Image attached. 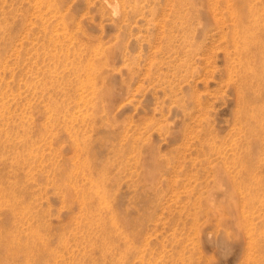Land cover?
Returning <instances> with one entry per match:
<instances>
[{
  "label": "rangeland",
  "instance_id": "374dc122",
  "mask_svg": "<svg viewBox=\"0 0 264 264\" xmlns=\"http://www.w3.org/2000/svg\"><path fill=\"white\" fill-rule=\"evenodd\" d=\"M262 27L264 0H0V264H264Z\"/></svg>",
  "mask_w": 264,
  "mask_h": 264
},
{
  "label": "bare ground",
  "instance_id": "6f19581e",
  "mask_svg": "<svg viewBox=\"0 0 264 264\" xmlns=\"http://www.w3.org/2000/svg\"><path fill=\"white\" fill-rule=\"evenodd\" d=\"M12 1V0H11ZM104 1V0H103ZM106 1V0H105ZM49 2V1H48ZM46 3V2H45ZM109 4V3H108ZM52 5V4H51ZM251 7V6H250ZM248 8V7H247ZM246 8V9H247ZM248 10V9H247ZM249 11H251V10H249ZM246 12V11H245ZM245 12H244V15L245 16H247L246 14H245ZM248 12V11H247ZM252 12V11H251ZM251 14V13H250ZM243 15V16H244ZM244 16V17H245ZM252 17H254L253 15H252ZM251 18V17H250ZM254 18H256V17H254ZM246 19H247V17H246ZM249 19V18H248ZM258 19V18H257ZM244 20V19H243ZM254 20V19H253ZM263 20V19H262ZM56 22V21H55ZM247 22V21H246ZM260 22V21H259ZM258 22V20H254V23H255V25L256 24H258L259 23ZM253 23V24H254ZM261 23V22H260ZM262 24V23H261ZM239 25V24H238ZM244 25V24H243ZM250 25V24H249ZM254 25V26H255ZM240 26V25H239ZM245 26V25H244ZM262 26H263V24H262ZM249 27V26H248ZM248 27H246V28H242V31H243V29H247ZM251 27V26H250ZM260 28V27H259ZM263 28V27H262ZM264 29V28H263ZM248 30V29H247ZM252 30V29H251ZM250 29L248 30V31H251ZM258 30V29H257ZM257 30L255 31V30H252V32L253 31H255V32H257ZM233 31H234V29H233ZM247 31V32H248ZM261 31H262V29H261ZM260 31V34H262V32ZM246 32V31H245ZM235 33V32H234ZM243 34H244V32H242ZM254 33V32H253ZM251 34L250 36L252 37V35H254V34ZM246 34V33H245ZM245 34L243 35V36H245ZM256 34V33H255ZM246 35H248V33L246 34ZM258 35H259V33H258ZM233 36V35H232ZM255 37H257L256 35H254ZM242 37V36H241ZM248 37V36H247ZM255 37H254V39H255ZM263 36H261V35H259V37H257V38H259L260 39V41H258L257 39H253L252 40V42L250 41V44H246V49L245 48H242V50H243V52L245 53L246 52V54L244 55V56H246L247 54H250V52H251V50H252V48H253V50H252V52H251V54L253 53V55L252 56H254L255 55V57H257V59H256V62H254L253 61V64L251 65V63H247L246 64V62H247V60H246V62L245 63H242V65H243V67H242V71H241V85H242V87L244 88V87H246V86H248V82L250 81L251 83H253L254 81H252V80H255L257 83H261L262 81H264V38H262ZM243 38V37H242ZM249 38V37H248ZM247 38V39H248ZM69 39V38H68ZM244 39H246V36L244 37ZM246 39V40H247ZM262 39V40H261ZM236 41V40H235ZM248 41V42H249ZM243 42H245L244 40H243ZM233 43V42H232ZM246 43V42H245ZM242 45V44H241ZM248 45V46H247ZM243 46V45H242ZM244 47V46H243ZM245 49V50H244ZM233 54V53H232ZM237 54V53H236ZM239 55V54H238ZM237 55V56H238ZM251 56V55H250ZM249 57V56H248ZM248 57H245V59L246 58H248ZM250 59H249V61L250 60H252L251 59V57H249ZM255 60V59H254ZM208 61V60H207ZM257 63V70H259V69H261L262 71L261 72H257L256 71V67H255V64ZM178 65V64H177ZM238 68V67H237ZM80 71V70H79ZM147 71V70H146ZM260 74H263V75H261L260 76ZM226 75H228V74H226ZM231 75V74H230ZM263 76V77H262ZM234 77H235V75H234ZM79 80V79H78ZM230 81V80H229ZM80 82V81H79ZM237 82V81H236ZM225 83V82H224ZM255 83V82H254ZM236 85H239V84H236ZM252 86V85H251ZM236 87V86H235ZM255 87V86H254ZM261 88V87H260ZM257 89V88H256ZM238 89L236 88V90L235 91H237ZM252 89H249V91H251ZM244 91V90H243ZM248 91V92H249ZM245 92H247V90L245 91ZM256 92V91H255ZM237 93V92H236ZM257 93V92H256ZM249 93H247V98H249V95H248ZM238 95V94H237ZM260 96V95H259ZM262 97V96H261ZM244 98V97H243ZM260 100H261V98H260ZM259 100V101H260ZM241 101V100H240ZM264 102V101H263ZM256 103V102H255ZM258 103V102H257ZM264 104V103H263ZM244 105V104H243ZM250 105V104H249ZM261 106L262 105H260V108H261ZM259 108V107H258ZM251 109V108H250ZM254 109V108H253ZM263 109H264V106H263ZM202 111V110H201ZM264 111V110H263ZM252 112H254V111H252ZM248 113V112H247ZM262 113V112H261ZM261 113H259V115L261 114ZM249 115V114H248ZM203 116V115H202ZM257 117V116H256ZM252 118H254V117H252ZM248 119V118H247ZM260 119H264V118H260ZM206 120V119H205ZM254 120V119H253ZM254 122V121H253ZM261 122V121H260ZM251 124V123H250ZM260 124V123H259ZM162 125V124H161ZM250 126V125H249ZM253 126V125H252ZM194 127V126H193ZM248 128H250V127H248ZM254 128V127H253ZM263 128V127H262ZM258 129V128H257ZM249 130V129H248ZM250 130H251V128H250ZM249 130V131H250ZM264 130V129H263ZM256 131V130H255ZM262 131V129L260 130V132ZM264 131H262V133H263ZM3 145L5 144V143H2ZM229 144V143H228ZM227 144V145H228ZM210 148V147H209ZM208 148V149H209ZM212 150V149H211ZM232 150H234V149H232ZM231 150V151H232ZM222 152H223V150H222ZM220 153V152H219ZM229 154V153H228ZM218 156V155H217ZM232 157V156H231ZM214 158V157H213ZM214 162H216V161H214ZM213 162V163H214ZM224 163H226V162H224ZM228 165V164H227ZM226 165V166H227ZM232 165V164H231ZM231 167V166H230ZM228 173V172H227ZM79 174V173H78ZM2 184V183H1ZM11 186V185H10ZM1 192V191H0ZM12 207V206H11ZM14 209H15V207H14ZM16 210V209H15ZM14 210V211H15ZM12 211V210H11ZM98 223V222H97ZM97 226V225H96ZM5 231V230H4ZM2 233H3V231H2ZM10 233H12L11 231H10ZM14 234H16V233H14ZM8 235V234H7ZM12 238H13V236H12ZM10 239V238H9ZM15 239H17V237L15 238ZM103 239V238H102ZM8 240L6 239L5 240V243L4 244H2V242H0V251H10L11 252V255H15V254H18V252L20 251V249H21V247H14V248H11V247H9V245H8V242H7ZM10 241V240H9ZM15 241H17V240H15ZM13 242V240L11 241V243ZM108 243V242H107ZM13 246H14V244H13ZM23 250V249H22ZM25 252V251H24ZM1 253V252H0ZM24 255V254H23ZM1 263V262H0Z\"/></svg>",
  "mask_w": 264,
  "mask_h": 264
}]
</instances>
